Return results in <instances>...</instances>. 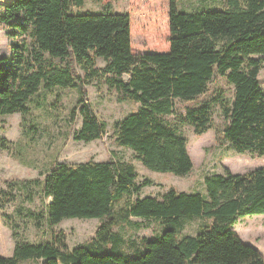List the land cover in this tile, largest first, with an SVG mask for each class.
Segmentation results:
<instances>
[{
	"label": "trees",
	"instance_id": "16d2710c",
	"mask_svg": "<svg viewBox=\"0 0 264 264\" xmlns=\"http://www.w3.org/2000/svg\"><path fill=\"white\" fill-rule=\"evenodd\" d=\"M101 2L102 0H94ZM86 0H11L0 5V24L22 35L7 56H0V116L31 114L29 102L41 88L77 89L69 121L82 123L75 139H101L102 123L88 99L87 82L103 76L120 101L138 103L136 111L114 123L118 145L130 148L150 170L184 177L194 164L185 126L202 136L219 114L220 138L238 153L264 156V0H225L220 10H182L170 0L169 48L135 53L130 13H73ZM110 4V3H108ZM96 58L106 64L99 69ZM233 87V97L220 93L198 106L216 77ZM0 146L7 148L6 140ZM50 201L33 220L46 225L41 242L16 239L11 256L0 264H264V256L245 243L234 226L248 215L264 214V166L245 173L229 169L205 176L207 195L170 187L161 198L142 197L152 180L139 181L135 165L111 157L98 162L55 163L34 181ZM127 198L125 205L118 202ZM159 219L154 238L127 239L114 227L131 218ZM184 217L206 223L191 236L179 237ZM67 218H99L95 234L70 247L63 231L51 230Z\"/></svg>",
	"mask_w": 264,
	"mask_h": 264
},
{
	"label": "rangeland",
	"instance_id": "374dc122",
	"mask_svg": "<svg viewBox=\"0 0 264 264\" xmlns=\"http://www.w3.org/2000/svg\"><path fill=\"white\" fill-rule=\"evenodd\" d=\"M11 0H0V5ZM110 3V4H108ZM170 0H86L81 8L73 7V13H100L114 11L130 13L132 17V46L135 53L166 51L169 48ZM182 10H220L225 0H178ZM12 28L0 24V56H7L15 42L25 37H11ZM262 61L261 86L264 88V55H255ZM106 61L96 58L101 69ZM88 99L99 120L106 125L101 139L86 143L75 139L82 119L69 121V112L76 104L77 89L55 88L48 91L41 88L29 102L31 114L23 121L19 113L0 116V140L5 139L7 148L0 146V254L11 256L16 239L37 243L45 237L46 225L36 227L33 215L40 213L50 201L41 187L34 181L42 180L55 163L78 164L94 159L104 162L111 157L119 161L132 162L139 174L153 184L143 188L140 195L161 198L170 187L181 192L207 195L204 178L210 174H224L226 169L234 173H245L264 166V156L255 152L238 153L220 138L222 118L215 115L213 128L204 135L195 134L190 126L183 128L188 139V150L194 167L184 177L172 173L156 172L145 167L135 157V152L117 144L114 123L137 110L139 104L130 100L120 101L118 92L109 87L103 76L91 79L86 84ZM234 87L223 77H216L210 83L209 91L194 102L185 105L198 106L217 97L220 93L233 97ZM127 198L118 202L117 208L125 205ZM179 237L197 234L206 223L198 217H184ZM131 223L114 227L127 239L154 238L161 234L163 224L159 219L131 218ZM99 218H67L51 230L63 231L70 247L87 242L96 232ZM242 240L257 248L264 256V214L248 215L234 226ZM22 264H37L23 262Z\"/></svg>",
	"mask_w": 264,
	"mask_h": 264
}]
</instances>
